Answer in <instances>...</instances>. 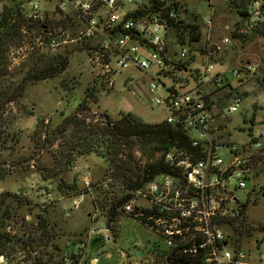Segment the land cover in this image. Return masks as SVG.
I'll return each instance as SVG.
<instances>
[{
	"label": "rangeland",
	"instance_id": "rangeland-1",
	"mask_svg": "<svg viewBox=\"0 0 264 264\" xmlns=\"http://www.w3.org/2000/svg\"><path fill=\"white\" fill-rule=\"evenodd\" d=\"M28 1L4 0L0 3V13L4 5L19 8L27 6ZM38 1L39 19L48 26L56 15L51 16L47 11L53 9L56 0ZM230 1L179 0L180 9L177 13L182 24L200 26L202 42L196 44L194 50L201 52L209 46L212 51L209 61L216 70L228 72L237 69L240 72L238 77L231 79L232 89L227 87L212 93L211 101L222 139L242 146L264 129V31L257 26L255 29L248 28L243 36L235 35L234 27L242 22L237 13L240 1ZM208 21L212 23L210 29L207 28ZM67 27L70 37H76L77 29L68 24ZM168 37L173 40L169 44L168 54L176 59L179 48L175 41L176 30L172 29ZM225 39L230 43L225 44ZM40 41H43V36H37L34 31L22 47L14 49L11 68L18 71L27 57L29 47L38 46ZM210 44L219 46L220 50L213 51ZM46 50L51 54H64L66 51L73 54L68 68L60 76L29 84L20 103L12 105L18 118L11 130L19 134L20 142L10 152L3 154V160H6L12 173L0 184V190L19 197L18 194L25 192L26 197L20 198L31 202L30 205L19 206L15 201H10L18 217L10 223L11 228H6L7 231H20V217H25L30 224L41 213L48 219L55 239L44 240L31 257L20 252L13 264H33L34 257L43 264H163L151 250L155 236L124 214L114 226L115 233L110 230V240L105 238L103 244L92 249V241L104 237L108 226L105 213L101 207L96 208L94 198L84 187V182L89 180L95 183L110 175L105 160L91 154L78 157L69 167L60 165V161L57 162L55 158L59 142L37 148L32 139L38 119L43 120L45 129L54 130L63 117L76 111L86 89L94 85L97 102L91 104L89 120H102V114L118 118L120 113H132L148 124L164 121L166 114L163 108L153 105L149 100L148 84L153 70L148 73L136 67L120 70L114 75L113 85L108 86L102 70L92 69L82 44L70 42L65 47ZM218 58L226 62L220 63ZM209 61L199 56L190 68H199ZM246 65L254 66L256 71L248 74L243 69ZM22 75L19 74L17 79L21 80ZM165 82L170 84L169 80ZM237 97L241 99L237 111L228 113V108ZM259 142V147L253 146L257 151L252 156V177L247 187L239 192L240 197L248 198L246 225L241 229L240 243L250 259L264 264V152L261 150L263 141ZM73 183L76 184L74 191L67 187ZM45 194H49L53 201L42 208L40 196ZM73 201H80L77 209L73 208ZM24 228L26 230L27 226Z\"/></svg>",
	"mask_w": 264,
	"mask_h": 264
},
{
	"label": "built area",
	"instance_id": "built-area-1",
	"mask_svg": "<svg viewBox=\"0 0 264 264\" xmlns=\"http://www.w3.org/2000/svg\"><path fill=\"white\" fill-rule=\"evenodd\" d=\"M23 8L32 18H39L38 0H29ZM178 9L179 0H56L53 9L47 11L56 18L44 27L43 41L38 46L55 49L70 42L82 44L92 69L102 70L108 86L113 85L114 75L120 70H153L149 100L163 108L166 118L162 122L185 131L190 147L167 152L166 172L155 175L137 190L126 189L124 194L130 198L122 210L155 236L151 250L159 262L262 264L250 259L241 246L237 228L246 218L244 207L248 202L239 192L252 177V156L257 151L253 146L259 147V141L264 144V129L242 146L222 139L211 95L223 88L232 89L231 79L240 72L216 70L209 61V46L201 52L193 49L202 38L199 42L189 41L188 37L181 40L180 29L173 25H186L179 23ZM241 19L233 29L237 36L245 35L248 28L263 29L264 0H252L247 17ZM61 20L77 29L76 37H70L68 27L60 25ZM211 24L207 22L208 29ZM172 29L179 44L176 59L168 54L173 42L168 33ZM224 43L230 41L225 39ZM210 45L213 51L220 50ZM199 56L209 62L191 69ZM217 61L224 63L221 58ZM243 69L248 74L256 71L249 65ZM240 102L239 97L234 99L228 113L236 112ZM84 187L97 209L104 195L114 196L120 188L109 175L95 183L86 180ZM18 195L26 197L25 192ZM40 199L42 208L53 201L49 194ZM79 206L80 201H73L74 209ZM109 232V228L105 230L104 239L110 238ZM0 264L13 262L0 255Z\"/></svg>",
	"mask_w": 264,
	"mask_h": 264
},
{
	"label": "trees",
	"instance_id": "trees-1",
	"mask_svg": "<svg viewBox=\"0 0 264 264\" xmlns=\"http://www.w3.org/2000/svg\"><path fill=\"white\" fill-rule=\"evenodd\" d=\"M3 1L0 0V3ZM239 1L237 13L245 19L252 0ZM60 24L67 27L68 23L61 20ZM173 25L180 29L179 37L182 41L188 37L189 41L199 42L202 38L199 24ZM45 26V22L32 18L21 6L18 8L4 5L0 13V184L12 173L6 160H3V154L10 152L20 142L19 134L11 130L18 118L12 105L20 103L29 84L60 76L68 68L73 54L67 51L64 54H51L47 48L31 45L21 68L18 71L13 70V50L22 47L34 31L37 36L43 35ZM19 74H23L21 80L17 79ZM96 102L97 89L94 85L86 89L76 111L63 117L54 130L45 129L43 120L38 119L32 139L37 148L59 142L55 158L57 162L60 161V165L69 167L78 157L91 154L105 160L109 176L120 186L114 196L104 195L101 206L108 228L115 233V224L125 215L122 207L130 198L124 194L125 190H137L155 175L166 172L168 167L165 154L176 147L189 148L190 138L180 128L166 122L148 124L132 113H120L118 118L102 114V120H89L91 104ZM261 150L264 152V144ZM12 166L15 167V164ZM67 187L72 191L76 190L75 183ZM10 201H15L19 206L30 205L31 202L22 200L9 191L0 190V255L14 263L20 252L23 251L27 257H31L32 252L44 240H53L55 235L51 232L48 219L41 213L30 224L25 217H20V231H7L6 228H11L10 223L18 217ZM247 207L248 202L244 207L246 212ZM245 223L246 219L237 228L239 236ZM32 263L43 264L35 257Z\"/></svg>",
	"mask_w": 264,
	"mask_h": 264
},
{
	"label": "water",
	"instance_id": "water-1",
	"mask_svg": "<svg viewBox=\"0 0 264 264\" xmlns=\"http://www.w3.org/2000/svg\"><path fill=\"white\" fill-rule=\"evenodd\" d=\"M106 240L109 241L110 238H107ZM104 242H105V239L103 237H98V238H96L95 240L92 241L91 248L94 249L95 247H98L99 245L103 244Z\"/></svg>",
	"mask_w": 264,
	"mask_h": 264
},
{
	"label": "crops",
	"instance_id": "crops-1",
	"mask_svg": "<svg viewBox=\"0 0 264 264\" xmlns=\"http://www.w3.org/2000/svg\"><path fill=\"white\" fill-rule=\"evenodd\" d=\"M223 60V62L225 63L226 62V60L225 59H222Z\"/></svg>",
	"mask_w": 264,
	"mask_h": 264
}]
</instances>
